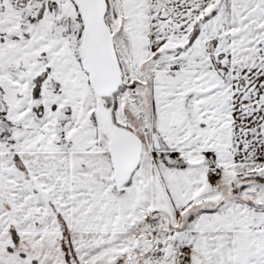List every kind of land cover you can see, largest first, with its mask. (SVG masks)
<instances>
[{"label": "snow or ice", "instance_id": "6c2138e0", "mask_svg": "<svg viewBox=\"0 0 264 264\" xmlns=\"http://www.w3.org/2000/svg\"><path fill=\"white\" fill-rule=\"evenodd\" d=\"M0 264H264V0H0Z\"/></svg>", "mask_w": 264, "mask_h": 264}]
</instances>
